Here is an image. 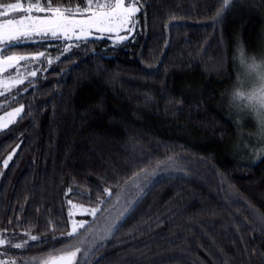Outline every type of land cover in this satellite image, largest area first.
<instances>
[{
    "label": "trees",
    "instance_id": "obj_1",
    "mask_svg": "<svg viewBox=\"0 0 264 264\" xmlns=\"http://www.w3.org/2000/svg\"><path fill=\"white\" fill-rule=\"evenodd\" d=\"M135 1L127 39L72 40L66 54L0 96V113L22 107L0 128L2 255L35 261L74 251L126 196L77 264H264V150L234 148L238 130L219 103L234 78L235 38L254 49L264 34V0H230L215 23L223 0ZM38 38L4 55L54 54L64 42ZM69 200L100 208L73 236Z\"/></svg>",
    "mask_w": 264,
    "mask_h": 264
},
{
    "label": "snow or ice",
    "instance_id": "obj_2",
    "mask_svg": "<svg viewBox=\"0 0 264 264\" xmlns=\"http://www.w3.org/2000/svg\"><path fill=\"white\" fill-rule=\"evenodd\" d=\"M230 0H223V7L217 12L214 18V23L219 20V17L223 15L225 10L229 7ZM87 7L81 8L77 5L75 8L53 6L52 0H36L35 3H30L28 7H24L21 3L8 4L4 7V11H0V17L9 16L10 12L22 11L28 13L26 16H22L17 19H4L0 21V45L4 48L0 49V73L6 72L8 69L16 66L20 61H26L28 59L37 60L44 53H38L32 57L25 55H4L6 49H10L19 43L32 40L33 36L40 37L42 39L53 38L70 40L75 36L76 40L86 39L90 34L91 30L95 29L97 32L113 33L120 32L122 29L129 28L130 21L132 27L136 26V22L132 21V17L140 11L135 4H129L125 6V0H106V2H97L94 4L93 0H87ZM33 11L37 13H48L50 15L38 16L32 15ZM84 13H90L87 17L77 18V16H83ZM172 25H168L171 29ZM131 31V29H129ZM102 37H97V39ZM127 39L125 36H118L117 41ZM116 41H114L115 43ZM73 45H69L64 49L67 52ZM52 61L49 60V64ZM30 75L35 76V72H31ZM25 77L17 69L16 78L0 79V86H3L4 91H8L10 87H15L18 84L24 82ZM3 94V93H0ZM2 107V106H0ZM22 108H16L14 111L7 113V120L3 124V127H7L8 124L14 122L16 117L20 116ZM22 118V117H21ZM3 119V118H0ZM11 156L4 161L7 166L8 161L11 160ZM261 157H257L259 160ZM132 179H135L133 177ZM105 192L111 194L108 189ZM71 205L69 216L74 217L77 213L80 215H91L96 216L97 212L100 211L99 207L95 208H84L83 206L73 204L71 200L68 202ZM104 203V201H100ZM75 210V211H73ZM88 224L86 220H72V229L67 233L68 236H73ZM114 226V225H113ZM31 240L35 241L38 239L37 236H31ZM27 243V242H25ZM19 248L23 245H14ZM66 247H71L66 245ZM80 252V248L77 247L74 251H59L55 254L49 253L44 257L40 258V264H77V253ZM82 264V262H80Z\"/></svg>",
    "mask_w": 264,
    "mask_h": 264
},
{
    "label": "rangeland",
    "instance_id": "obj_3",
    "mask_svg": "<svg viewBox=\"0 0 264 264\" xmlns=\"http://www.w3.org/2000/svg\"><path fill=\"white\" fill-rule=\"evenodd\" d=\"M14 3H21L24 7H28V5H29V4H25L23 0H21V1L19 0V1L13 2V3H10V4H14ZM129 4H135V6L138 7V3H136L135 0H125V6H128ZM87 6H88L87 0H84V4L80 7L85 8ZM0 11H4L3 6L0 7ZM26 15H28V13L22 12V11L10 12L9 16L0 17V21H2L4 19H9V18L17 19V18H20L22 16H26ZM32 15L45 16V15H50V14H48V13H37V12L33 11ZM88 15H90V13H84L83 16L78 15L77 18H84V17H87ZM129 29H131V21L129 24V28L122 29L118 33L113 32V33L101 34V33L97 32L95 29H92L91 34L87 38L98 37V36H107L110 39L117 41L118 36L128 37L132 33V29H131V31H129ZM38 39H42V38H38ZM50 39H52V38H50ZM59 39H61L64 42L62 43L61 48L57 53H54V54L44 53L45 55L41 56L37 60L28 59L26 61H20L13 68L8 69L6 72L0 73V79L16 78L17 77V69H19V72L25 77L24 82L22 84H18L15 87H10L9 90L6 92L4 91L3 86H0V93L6 94L8 92H11V91L19 88L20 86H22L24 83L35 78L39 74V72L42 71L43 66H49V65L53 64L60 56L66 54L71 48L67 52H65L64 49L66 47H68L69 45H73L75 43L72 40H76L75 36H73L72 39H70V40L64 39L63 37H60ZM35 55H37V54H35ZM25 56L32 57L34 55H25ZM49 60L52 61L51 64H49ZM31 72H35L36 75L35 76L30 75ZM3 94H0V96ZM16 108H22V107L16 106V107H13L12 109H9L3 113H0V118H3V119H0V128L1 129L7 128L10 125V124H8L7 127H3V124L7 120V113L14 111ZM244 123H245V127H249V128L254 127V123L250 118L246 119L244 121ZM234 148L237 150L239 149L243 152H244V150L245 151L247 150V151H250L252 153H256L262 149L264 150V143L257 141L256 139L247 135L246 133H238L237 140L234 143ZM15 151H16V147H14V149L12 151H10V153H8L3 158V160H2L3 167H6L4 164V161L7 160L9 156L13 157ZM9 162H10V160L8 161V163ZM125 199H128V198L126 196H124V197L118 199L117 201H115L113 203V205L108 210H106L94 222H92L91 226H89L76 240L75 249L77 247H79L80 251H83L91 242L95 241L96 237L99 235L98 233L101 231L106 220H108L112 216V210L117 209L121 204H123ZM76 205H79V204H76ZM80 206H82V205H80ZM83 207L91 209L90 207H85V206H83ZM70 210H71V205H70ZM73 211H75V210H73ZM94 218L95 217H93L91 215H80L79 213H77L74 217H71V219H70L69 232L72 229V220L73 219H75V220L83 219V220L88 221V223H90ZM5 242L6 241L4 239H2L0 236V264H40V258L38 260L31 261V260H27V259L8 258L7 256L2 255V252H3L2 250H3V247L5 245Z\"/></svg>",
    "mask_w": 264,
    "mask_h": 264
},
{
    "label": "clouds",
    "instance_id": "obj_4",
    "mask_svg": "<svg viewBox=\"0 0 264 264\" xmlns=\"http://www.w3.org/2000/svg\"><path fill=\"white\" fill-rule=\"evenodd\" d=\"M231 61L234 78L221 90L219 103L230 116L238 133L243 132L264 143V34L258 46L250 49L242 35L235 38ZM225 67L222 59L214 68L220 73ZM250 118L254 127H245Z\"/></svg>",
    "mask_w": 264,
    "mask_h": 264
}]
</instances>
